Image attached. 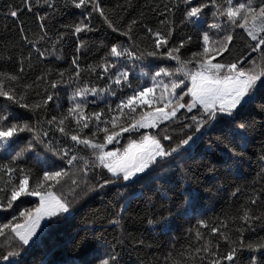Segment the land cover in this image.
I'll use <instances>...</instances> for the list:
<instances>
[{
    "label": "snow or ice",
    "instance_id": "6c2138e0",
    "mask_svg": "<svg viewBox=\"0 0 264 264\" xmlns=\"http://www.w3.org/2000/svg\"><path fill=\"white\" fill-rule=\"evenodd\" d=\"M34 2L39 7L46 5L49 10L37 17L42 34L36 41L29 40L21 27V39L26 46L31 45L27 57L18 58L19 67L15 71L0 68V98L5 101L0 109V156L6 158L0 160V210L6 213L13 209L21 197H37L38 203L23 210L17 205L11 218L0 222V238L7 236L9 241L0 245V264H20L15 258L27 254L31 246L37 245L50 230L71 216L72 203L53 189L61 185L69 177L70 169L77 165L81 174L79 184L84 186L83 196L92 191L114 190L112 199L118 207L109 202L116 209L110 220L113 225L121 226L133 202L140 200L144 201L148 213L153 209L160 212L155 221L150 217L147 222L149 225L158 223L161 231L169 228L174 214L195 216L200 194L191 186L181 190V203L159 206L145 189L155 185L161 200L171 201L168 193L176 187L174 170H180L186 177L191 171L186 167L189 160L197 156L203 158L205 153L216 149L222 165L231 167V163L243 156L257 131L252 106L257 97L264 99V0H169L163 11H157L159 24L164 25L168 16L179 9L182 22L199 29L198 50L183 59L181 49L191 43L192 37L186 35L177 42L172 27L162 32L143 25L151 44L142 47L136 42L138 37L133 36L139 23L137 19L117 27L105 13L101 0H65L62 6L80 9L82 19L62 25L66 31L53 37L46 30V22L51 23L59 13L56 0ZM32 6L30 0H25L29 11ZM210 6L212 20L208 22L205 9ZM20 10L9 6L6 15L17 18ZM93 13H98L113 32L127 37L128 45L111 44L98 63L82 69L79 53L86 50L87 44L81 34L94 30L90 23ZM161 16L164 18L159 19ZM237 29L243 30L255 44L247 45L248 53L225 62V54L231 55L230 45ZM66 34L76 39V54L71 59L70 69L48 67L34 79H26L24 60H31L32 52L41 59L46 54H54L56 45ZM46 39L51 43V51L37 47V43ZM253 52L258 55L249 58ZM56 58L62 59L59 55ZM158 60L175 61L176 67L174 70L157 69ZM140 65L148 67L149 71L141 68L137 75L135 69ZM82 71L95 75L96 80H105L104 86L82 80ZM61 89L67 90L69 101V107L63 112L59 104ZM54 96L57 114L49 117L48 102ZM101 100L107 101L104 107L86 112L89 104L95 106ZM8 102L25 109L30 117L20 118L9 110ZM256 108L264 117V103ZM149 129L158 131H146ZM22 133H29L31 138L19 151H14V146L22 140ZM121 139L127 140L123 146ZM34 144L42 145L64 166L33 152L34 159L42 166V175L30 186L31 169H25L22 164ZM109 145H113L111 150H108ZM79 146L88 150L89 156L78 155ZM97 168L106 169L107 174L97 176L96 183L90 184L88 173ZM71 182L79 186L76 179ZM239 191L237 188L231 195L236 196ZM257 199L259 195L254 193L248 202L255 205ZM240 211L242 214L233 219L247 224V230H254L251 226L256 221L264 225V211L253 214L243 205ZM200 229H208L207 234ZM193 231L192 228L187 230L190 237ZM245 231L244 227L229 230L223 220L210 227L205 220L197 219L194 240L202 243L194 249L188 246L187 251L178 255L187 257L183 264H241L238 254L246 249L249 257L245 264H264V257L258 258L256 254L264 250V237L246 241ZM213 234H218L215 241L211 238ZM13 240L17 241L15 245L11 243ZM221 242L227 246L224 252H221ZM166 261L181 264L171 253ZM84 264H119V259L114 250L105 251Z\"/></svg>",
    "mask_w": 264,
    "mask_h": 264
},
{
    "label": "trees",
    "instance_id": "16d2710c",
    "mask_svg": "<svg viewBox=\"0 0 264 264\" xmlns=\"http://www.w3.org/2000/svg\"><path fill=\"white\" fill-rule=\"evenodd\" d=\"M30 2L33 5L31 11L25 7V0H0V68L15 71L19 67L18 58L21 55L27 57L31 45L26 46L21 39V27H23L24 34L28 36L29 40L36 41L42 34L37 17L49 10L46 5L39 7L34 0H30ZM64 2L65 0H56L59 13L52 18L51 23L46 22V30L53 37L58 32L66 31L61 27L62 25L74 24L82 19L80 9H76L74 6L63 7ZM167 3L169 0H101V6L105 13L117 27H122L131 19H137L139 23L134 28L133 36L134 38L138 37L136 42L140 43L142 47H148L151 44V40L145 36L143 25L162 32H167L169 27H172L174 29L173 38L177 42L184 36L190 35L192 37L191 43H186L185 47L181 49L183 59L190 56L191 51L198 50L199 29H194L192 26L183 23L182 12L179 9L175 11L174 15L168 16L164 25L159 24L157 11H163L164 5ZM9 6L21 9L17 18L6 15ZM211 11V6L205 9L208 22L212 20ZM163 18L162 16L159 17V19ZM90 23L94 30L86 35L81 34V38L87 44L86 50L79 53V63L82 69L98 63L111 44L128 45L127 37L120 35L119 32H113L98 13L92 14ZM249 43L255 44V42L250 41L243 30L237 29L233 44L230 45L231 55L225 54L224 61H234L241 55L248 53L247 45ZM37 47H40L41 50L48 49L51 51V43L47 39L37 43ZM75 47V37L66 34L63 41L56 45L54 54H46L41 59L35 52H32L31 60H24L26 79H34L36 75L48 67L70 69L71 59L76 54ZM57 55L61 56L62 59L57 60ZM257 55L253 52L249 58ZM30 65L31 67H29ZM159 67L174 70L176 63L175 61L158 60L156 68ZM141 68L144 71H149L148 67L140 65L135 69L137 75H139ZM81 79H88L90 83L95 81L99 87H103L106 82L105 80H96L95 75L89 76L87 72L83 71L81 72ZM130 79H132L131 76ZM133 83L135 84V81ZM92 99L93 97L90 96L89 100ZM106 102L104 100L98 101L95 106L89 104L86 112L99 110L104 107ZM8 103L9 110L14 111L20 118L28 119L30 117L31 114L25 109L17 108L10 102ZM55 103L56 97L54 96L53 100L48 102L49 117L57 114ZM260 103H264V99L257 97L252 106L257 121V131L251 137L243 156L231 163V167L222 165L219 159L220 152L214 149L213 152L205 153L203 158L197 156L194 160H189L186 167L190 168L191 171L186 177L180 170H174L173 179L176 187L168 193L172 197L171 201H162L161 193L156 190L155 185L151 189H145L152 197L154 204L159 206L161 203H181V190L191 186L200 194L198 211L195 216L191 213L189 215L174 214L169 220V228L166 231H161L158 223L149 225L147 222L150 217L155 221L160 212L153 209L151 213H148L144 201L140 200L133 202L128 214L123 218L121 226L113 225L110 220L113 218L116 209L111 207L109 202L111 201V204L118 207L117 202L112 199L114 190L92 191L87 196H83L84 186L79 184L81 174L78 172L79 165H77L76 168L70 169L69 177L53 189L58 195L72 203L71 216L61 221L59 227L50 230L37 245L31 246L30 242L31 250L27 254L22 253L21 257L15 259L20 261V264H84L85 261L105 251L114 250L118 256L119 264H170V261H166L169 253L183 264L187 257L178 254L187 251L188 246L194 249L198 243H202V241L194 240L197 219L205 220L210 227L217 225L221 220L227 222L229 230L244 227L246 229L244 233L246 241L264 237V225L260 221L252 224L251 228L254 230H247L249 228L247 224H242L238 219H233L242 214L240 211L242 205L250 208L253 214L264 211V144H262L264 135L261 134L264 132V117L258 114L259 109L256 108V105ZM4 104V98H0V109L3 108ZM59 104L61 112L69 107L66 89L60 90ZM146 131L158 130L149 129ZM124 136L127 137V134ZM21 137L22 140L17 146H14V151H19L24 143L31 138V135L22 133ZM133 138L138 139V137ZM63 143L64 141L61 140V144ZM126 143V139H121V146ZM112 148L113 145L108 146V149ZM33 152L39 153L50 161H56L59 166H64L58 157L47 152L42 145L34 144L33 151L26 154V160L22 164L25 169H31L30 186L35 178L42 175V166L34 159ZM78 155L87 157L89 152L83 146H79ZM3 159L6 158L0 156V160ZM106 174V169L99 168L89 172V183L95 184L97 176L102 177ZM72 179H76L79 186L73 185ZM136 187L139 188L140 185ZM237 188L240 191L237 192L236 196H232L231 193ZM254 193L259 195V199L255 205H252L248 201ZM73 196L76 197L75 200H73ZM37 203V197H21L14 203L13 209H9L6 213L0 210V222H6V219H10L11 213L17 209V205L20 206L19 210H23L34 207ZM189 228L194 230L192 237L187 233ZM200 230L205 234L208 232V229ZM211 238L214 241L217 240L218 234H213ZM140 240H143L144 243H138ZM7 243H9L7 236L0 238V245ZM11 243L15 245L17 241L13 240ZM226 250L227 246L221 242V252ZM256 254L258 258L264 257V250ZM238 255L241 264H245L249 257V251L242 250Z\"/></svg>",
    "mask_w": 264,
    "mask_h": 264
},
{
    "label": "rangeland",
    "instance_id": "374dc122",
    "mask_svg": "<svg viewBox=\"0 0 264 264\" xmlns=\"http://www.w3.org/2000/svg\"><path fill=\"white\" fill-rule=\"evenodd\" d=\"M187 99V98H186ZM108 150H111V149H108ZM39 232V231H38Z\"/></svg>",
    "mask_w": 264,
    "mask_h": 264
},
{
    "label": "bare ground",
    "instance_id": "6f19581e",
    "mask_svg": "<svg viewBox=\"0 0 264 264\" xmlns=\"http://www.w3.org/2000/svg\"><path fill=\"white\" fill-rule=\"evenodd\" d=\"M9 18V17H8Z\"/></svg>",
    "mask_w": 264,
    "mask_h": 264
}]
</instances>
